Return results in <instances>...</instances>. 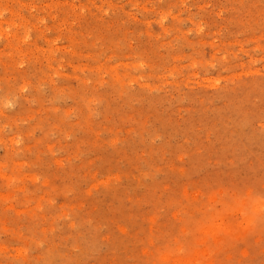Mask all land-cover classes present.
<instances>
[{
    "label": "rangeland",
    "instance_id": "obj_1",
    "mask_svg": "<svg viewBox=\"0 0 264 264\" xmlns=\"http://www.w3.org/2000/svg\"><path fill=\"white\" fill-rule=\"evenodd\" d=\"M0 264H264V0H0Z\"/></svg>",
    "mask_w": 264,
    "mask_h": 264
}]
</instances>
